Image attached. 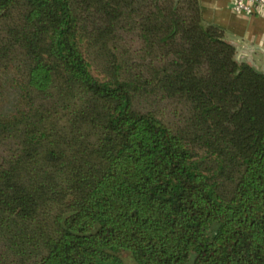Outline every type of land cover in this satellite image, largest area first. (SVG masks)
<instances>
[{"label": "trees", "instance_id": "obj_1", "mask_svg": "<svg viewBox=\"0 0 264 264\" xmlns=\"http://www.w3.org/2000/svg\"><path fill=\"white\" fill-rule=\"evenodd\" d=\"M0 264H264V71L199 0H0Z\"/></svg>", "mask_w": 264, "mask_h": 264}, {"label": "crops", "instance_id": "obj_2", "mask_svg": "<svg viewBox=\"0 0 264 264\" xmlns=\"http://www.w3.org/2000/svg\"><path fill=\"white\" fill-rule=\"evenodd\" d=\"M206 22L224 29L225 36L236 46V56L251 61L264 71V15H244L230 0H199Z\"/></svg>", "mask_w": 264, "mask_h": 264}, {"label": "built area", "instance_id": "obj_3", "mask_svg": "<svg viewBox=\"0 0 264 264\" xmlns=\"http://www.w3.org/2000/svg\"><path fill=\"white\" fill-rule=\"evenodd\" d=\"M232 7L244 14L253 15L260 14L264 15V0H230Z\"/></svg>", "mask_w": 264, "mask_h": 264}, {"label": "rangeland", "instance_id": "obj_4", "mask_svg": "<svg viewBox=\"0 0 264 264\" xmlns=\"http://www.w3.org/2000/svg\"><path fill=\"white\" fill-rule=\"evenodd\" d=\"M236 57H237L238 60H246V59H243L240 56H236ZM247 61H249V60H247ZM249 62H251V61H249ZM13 93H14L13 90L8 85H6L5 89H4L3 96L0 99V111H7L8 109L11 108L13 97H14ZM120 255H121L122 259H123L124 264H135L134 259H133L131 253L128 250H122L120 252Z\"/></svg>", "mask_w": 264, "mask_h": 264}]
</instances>
